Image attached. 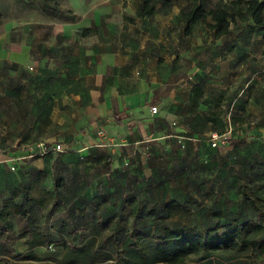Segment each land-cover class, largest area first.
<instances>
[{
  "label": "crops",
  "instance_id": "crops-1",
  "mask_svg": "<svg viewBox=\"0 0 264 264\" xmlns=\"http://www.w3.org/2000/svg\"><path fill=\"white\" fill-rule=\"evenodd\" d=\"M75 1L69 9L75 19L54 22L51 42L27 25L0 36V202L19 183L44 171L48 189L63 181L58 192L69 202L52 219H70L78 228L81 207L71 206L76 200L94 214L131 194L144 202H189L192 211L195 204L202 207L204 191L214 185L208 178H221L224 154L207 141L227 127L218 125L219 103L230 102L224 91L237 77L248 89L255 78H264V50L249 48L238 56L231 31L221 52L212 49L204 59L195 55L202 49L194 48L191 57H184L190 34L180 27L174 37L171 18L178 3L174 18L181 25L179 9L187 0L174 1L150 18L138 15L139 0L131 12L121 0L87 6ZM118 14L120 25L109 22ZM85 28L90 33L84 35ZM185 63L190 71H183ZM32 67L35 71L28 72ZM258 104L261 113L259 99ZM48 130L68 144L64 153H56L62 164L46 167L26 160L19 177H13L11 155L26 159L21 146ZM104 153L111 159L109 171L97 162ZM11 221L15 232L25 225L20 216ZM27 246L26 238L11 247L0 242V264L35 263L6 255L9 249L23 253Z\"/></svg>",
  "mask_w": 264,
  "mask_h": 264
},
{
  "label": "trees",
  "instance_id": "trees-1",
  "mask_svg": "<svg viewBox=\"0 0 264 264\" xmlns=\"http://www.w3.org/2000/svg\"><path fill=\"white\" fill-rule=\"evenodd\" d=\"M174 1L179 0H139L138 15L150 18L156 12H166ZM229 4L228 8L218 2L212 5L208 0H187L186 5L179 9L183 34H191L194 25L202 24L212 36L210 43L196 56L209 57L212 49L221 52L231 41V24L246 22L250 32L264 36V0H231ZM36 6L44 15L61 21L75 19L71 11L61 8L56 0H38ZM90 31V28H85L82 33L86 35ZM258 99L264 115V87L259 91ZM215 132L220 135L226 133ZM245 141L243 138H231L228 143L238 146ZM97 162L101 163L103 171H109L111 159L107 153L98 157ZM45 176L44 171L35 172L30 180L19 183L0 202V242L5 241L11 247L15 240L27 239L25 252L6 251V255L16 261H49L51 264H264V191L262 185L245 170H239L235 175V190L243 207L238 211L208 209L210 225L201 226L185 223L193 212L189 202H144L134 194L120 203L111 204L110 208L106 204L101 206L97 214L89 213L83 203L76 200L71 206L81 207L78 210V222L83 223L81 228L65 218H57L50 225L52 215L67 207L69 202L64 194L58 192L63 181L57 180L53 190L48 189ZM245 208L254 217H249ZM40 212H44L42 230L33 224ZM12 216L25 220L24 227L16 232ZM50 246H54L57 254L44 257L36 253V247L47 249Z\"/></svg>",
  "mask_w": 264,
  "mask_h": 264
},
{
  "label": "rangeland",
  "instance_id": "rangeland-1",
  "mask_svg": "<svg viewBox=\"0 0 264 264\" xmlns=\"http://www.w3.org/2000/svg\"><path fill=\"white\" fill-rule=\"evenodd\" d=\"M58 5L69 10L71 4H74L75 0H56ZM87 6L90 3L99 4L102 0H82ZM119 1V0H118ZM123 8L132 11V4H135L136 0H121ZM231 0H208L210 4L220 3L229 8ZM38 0H0V36L8 31H19L24 26H32V34L44 35L48 42H51L52 36H54L53 23L61 22V20L44 15L37 8ZM177 4L174 3V13L177 9ZM174 13L171 18V33L175 37L177 36L180 29V23L174 18ZM159 17L163 16L158 13ZM158 17V18H159ZM109 22L116 23L120 25L121 17L120 15H114L110 17ZM163 21L161 20V23ZM232 35L237 38L238 43H236V52L240 56L243 54L245 49L251 48L253 51L259 52V50H264V36L258 32H250L246 22H240L237 24H231ZM262 38H259V36ZM209 33L202 24L194 25L192 28V33L188 37L185 43V51L183 53L184 57H191L193 54V49L201 50L209 44ZM234 48V47H231ZM188 53V54H187ZM207 57H204L206 59ZM28 72H34L35 67L31 69L27 68ZM191 70V67L185 63L183 71ZM236 72V71H235ZM212 78V77H211ZM224 77L220 76V83ZM240 77L233 80L234 83L230 85L224 92L226 94V100H230L227 104L220 101L218 109L221 110L218 114V125L222 126L223 123L227 126L226 130H220L224 133L226 138L222 137L219 139L218 149H221L224 156L220 157V170L221 178L217 181L208 178V183H214L213 186L208 188V193L204 191V194H209V196H204L202 201V207L199 205L193 206V212L191 217L185 221L189 225L197 224L199 226L203 224L210 225V219L207 217L208 209H231L238 211L243 207V203L240 197L237 195L235 190L236 176L234 170H245L252 177L262 185V191H264V115L259 111L258 107V93L259 89L264 86V78H255L253 81L252 89H248L244 84H238ZM222 81V82H221ZM252 84V83H251ZM223 91V90H222ZM248 91V94L246 92ZM236 99H232V96ZM247 96V98H245ZM225 106V107H224ZM43 136L38 139H32L29 142H25L22 147V152L26 156V159L21 158L22 155H11V160L8 161L14 169H10L13 177H19L21 172V164L26 160H30L32 164H41L47 167V165L52 162H56L57 165L62 164L63 160L60 159V155L46 153L44 155L38 154L37 144L45 143L51 145L53 143H61L64 147L68 144L58 137L52 136V130L44 131ZM244 135L246 141L238 146L229 145L228 140L231 138L239 137ZM66 150V148H65ZM64 153V151H63ZM61 153V154H63ZM9 157V156H8ZM10 158V157H9ZM218 183V185H215ZM3 195V194H1ZM0 195V197H2ZM200 204V205H201ZM245 213L249 217H254V214L245 208ZM44 212H40L38 218L33 222V224L38 225L43 228ZM54 220L50 219V225H52ZM16 223L21 225V219H17ZM54 246H50L47 249L40 248L36 249V253L39 256H52L56 253ZM49 261H43L42 263L35 262L33 264H48ZM53 263V261H52ZM21 264H29L22 262ZM51 264V263H50ZM102 264H111L109 262Z\"/></svg>",
  "mask_w": 264,
  "mask_h": 264
},
{
  "label": "built area",
  "instance_id": "built-area-1",
  "mask_svg": "<svg viewBox=\"0 0 264 264\" xmlns=\"http://www.w3.org/2000/svg\"><path fill=\"white\" fill-rule=\"evenodd\" d=\"M150 109H151V112L152 113H155L157 111V108L155 106H152ZM221 137L223 139L226 138L225 134H221L220 135V134H218L216 132H212L210 134V137H209V140H208L210 146L213 147V148L218 147L219 139ZM107 140L110 143L113 141L112 138H107ZM36 147L38 149V154L39 155H43V154H46L48 152L56 153V152H63V151H65V147L62 144H60V143H54V144H51V145L47 146L45 143H42L41 142V143L37 144ZM10 168L12 170L14 169L13 166H11Z\"/></svg>",
  "mask_w": 264,
  "mask_h": 264
}]
</instances>
